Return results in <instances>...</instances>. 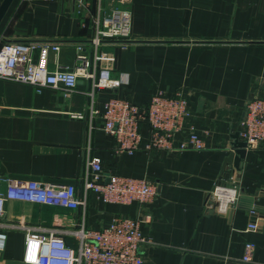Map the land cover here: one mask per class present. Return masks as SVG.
Returning <instances> with one entry per match:
<instances>
[{
	"label": "crops",
	"instance_id": "1",
	"mask_svg": "<svg viewBox=\"0 0 264 264\" xmlns=\"http://www.w3.org/2000/svg\"><path fill=\"white\" fill-rule=\"evenodd\" d=\"M87 5L14 0L0 24V49L8 41L58 44L60 50L49 56L51 70L76 69L83 53L92 60V71L110 68L123 81L101 90L93 80L80 79L67 95L0 78V178L73 184L86 202L74 209L12 200L1 221L56 227L78 249L73 232L83 226L100 229L115 216L141 218L144 234L153 240L142 246L144 264H264V144L247 150L240 168L226 162L246 104L264 98V0H131V42L126 47L108 42L98 49L91 41L95 0ZM160 90L171 96L181 92L188 100L190 123L206 148L148 150L151 127L143 122L140 148L119 152L91 107L103 113L108 99L120 97L146 108ZM94 157L101 158L105 175L149 179L159 195L146 205L104 203L85 190ZM231 166L237 169L241 197L232 214L223 216L208 208V196ZM252 210L262 218L257 231L248 230L255 220ZM6 232L0 264L23 261L26 231L8 227ZM247 255L251 262L243 260Z\"/></svg>",
	"mask_w": 264,
	"mask_h": 264
},
{
	"label": "built area",
	"instance_id": "2",
	"mask_svg": "<svg viewBox=\"0 0 264 264\" xmlns=\"http://www.w3.org/2000/svg\"><path fill=\"white\" fill-rule=\"evenodd\" d=\"M131 0H95L96 13L92 16L91 28L93 46L98 49L105 43L115 42L126 47L132 39ZM78 6L87 8V0H76ZM85 26V24H84ZM60 46L54 43L23 41L4 42L0 49V78L31 85L40 90L43 87L62 89L67 95L76 91L80 79L93 80L98 89H115L122 80L113 76L110 68L101 67L92 71L93 62L85 54L78 57L76 69L51 70L49 56L58 52ZM95 60H102L98 54ZM92 117L101 115L103 130L115 138L117 150L133 154L142 142L141 126L148 122L151 127L148 150L184 152L203 150L205 142L194 124L190 123L191 111L188 100L181 92L174 96L157 91L148 106L142 108L130 98L112 97L104 104L103 113L91 107ZM83 119V114H74ZM183 134V138L178 135ZM239 139L246 144V150L258 149L264 144V98L255 96L245 107L241 121ZM89 175L85 180L86 192H94L106 204L146 205L159 195L158 185L146 178L105 175L102 160L94 157L88 162ZM208 196V208L217 214L229 216L241 197L237 169L230 167ZM3 182H7L5 190ZM12 200L31 202L65 208L85 205L79 197L76 185H43L38 181L26 183L8 182L0 178V251L6 248V228L26 231L27 239L23 262L26 264H144L142 246L153 243L142 230L141 218L115 216L100 229H77L73 234L79 240L75 249L67 244L65 231L56 227L6 224L1 220L6 215V204ZM248 230L260 228V216L252 210ZM248 250L254 245L248 244ZM251 262L250 255L244 259Z\"/></svg>",
	"mask_w": 264,
	"mask_h": 264
},
{
	"label": "water",
	"instance_id": "3",
	"mask_svg": "<svg viewBox=\"0 0 264 264\" xmlns=\"http://www.w3.org/2000/svg\"><path fill=\"white\" fill-rule=\"evenodd\" d=\"M14 0H4L0 6V24L6 15L7 11L9 10L11 4ZM236 142L234 143V150L229 154L228 158L226 159L227 163L234 164L235 167L240 168V163L242 159L246 156V144L239 140V134L235 136ZM6 264H26L23 261H13L9 260Z\"/></svg>",
	"mask_w": 264,
	"mask_h": 264
}]
</instances>
